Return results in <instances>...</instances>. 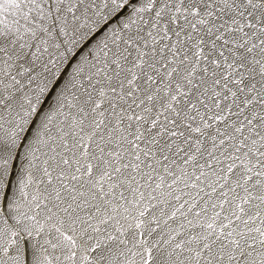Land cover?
<instances>
[{
	"label": "snow or ice",
	"instance_id": "obj_1",
	"mask_svg": "<svg viewBox=\"0 0 264 264\" xmlns=\"http://www.w3.org/2000/svg\"><path fill=\"white\" fill-rule=\"evenodd\" d=\"M0 264H264V0H0Z\"/></svg>",
	"mask_w": 264,
	"mask_h": 264
}]
</instances>
